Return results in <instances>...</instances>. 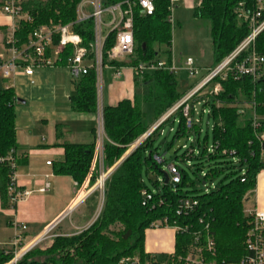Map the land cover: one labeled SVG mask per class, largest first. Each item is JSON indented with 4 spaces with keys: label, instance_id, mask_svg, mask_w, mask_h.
<instances>
[{
    "label": "trees",
    "instance_id": "1",
    "mask_svg": "<svg viewBox=\"0 0 264 264\" xmlns=\"http://www.w3.org/2000/svg\"><path fill=\"white\" fill-rule=\"evenodd\" d=\"M80 1L21 0V11L28 19H19L15 26V46L22 47L28 36L41 25L71 24V30L89 51L93 40L92 20L74 23ZM119 1L123 0H102V3L106 6ZM152 1L154 12L151 15L136 13L134 18L133 54L121 61H109L106 53L115 41L114 34L110 33L103 45V64L130 67L157 60L159 56L171 61L169 0ZM258 9L257 23H261L264 22V0H200L194 15L209 24L215 66L249 36L251 29L243 14L250 15ZM252 49L256 54L264 55V28L235 61L246 57ZM70 52L68 47L63 56ZM72 82L71 111L95 115L94 70L90 69ZM133 83L136 89L143 86L145 91L102 108L104 173L149 129L144 123L143 104L150 106L153 118L158 120L187 90L179 89L173 73L165 70L143 75L133 71ZM214 83L220 85V90L216 94H207L202 104L212 119L209 130H202L201 121L188 128L181 107L176 109L105 179L100 212L88 228L70 236H53L45 247L32 248L17 264H119L126 256L168 261L177 255H185L194 233L205 235V226L214 241L212 258L216 264H249L245 259L251 253L245 239L252 223L244 203L255 188L257 174L264 170V69L256 78H236L228 72L224 78L216 76L211 87ZM15 99L11 87L0 89V200L4 208L9 206L8 183L12 173L9 160L16 147ZM173 118L177 120L176 125L170 126V139L165 140L163 127L173 123ZM60 132V126H57V133ZM94 132L90 143L61 144L64 159L54 164L55 174L69 176L78 185L87 178L90 183L99 178L98 166L93 165L97 134L96 130ZM161 136L160 143H156ZM176 144L173 158L185 168L173 165L179 173V182L173 187L167 170L169 183H164L161 171L165 160L160 149L163 147L166 151ZM178 149H182L179 155ZM144 177L152 183L155 192L146 185ZM197 185L203 188H197ZM143 190L151 193L150 200L142 195ZM184 199L194 200L196 204L192 210L178 215L177 205ZM164 219L168 226H187L188 229L176 233L172 254L145 252V230L153 222ZM11 258V252L0 248V264Z\"/></svg>",
    "mask_w": 264,
    "mask_h": 264
},
{
    "label": "built area",
    "instance_id": "2",
    "mask_svg": "<svg viewBox=\"0 0 264 264\" xmlns=\"http://www.w3.org/2000/svg\"><path fill=\"white\" fill-rule=\"evenodd\" d=\"M0 5V11L12 17L19 19H28V16L21 11V0H3ZM175 0H169V16L168 20L171 27H174L172 11L174 10ZM260 9L250 15L243 14L248 20L251 33L239 45V47L227 56L215 68L210 70L198 83L185 91L181 98L168 109L151 127V132L169 117L176 109L181 107V113L186 119V126L190 128L193 123H199L201 117L194 118L195 104H198V93L206 86L210 85L216 76L221 78L226 77L228 72L235 74L236 78L241 76L258 77L262 69H264V55H258L252 51L240 61H235V58L247 46L251 45L256 35L264 28V22L257 23L260 16ZM154 12V4L152 0H123L104 6L102 0H81L76 7V19L74 23H81L91 19L93 23V40L89 44L90 50L82 46L81 38L71 30V24H47L36 28L27 39V42L22 47L17 48L14 44L13 27L5 39V48L9 53V57L5 58L0 54V74L3 78L14 80L17 75L31 76L35 68L53 66L57 63L64 62L71 79L76 80L82 75H86L90 69L95 73L96 85V118H97V139L94 153V161L98 162L102 169V143L104 140L103 123H102V71L104 67H109L114 70V76L119 75V70L123 66H111L103 64V45L110 33L115 36L114 45L107 51L106 56L109 61H121L124 58L133 54L134 51V18L136 13L140 15H151ZM57 37V42L54 43ZM70 47L71 52L63 56L66 49ZM129 67V66H125ZM184 67L189 76H194L198 72V67L194 65V60L187 57L184 62ZM132 71L140 75L149 74L157 70H165L173 73L175 65L171 61L167 62L163 57L154 61L139 62L135 66H130ZM12 84L6 88L11 87ZM220 90V85L214 83L211 91L208 94H216ZM204 109L202 113H204ZM208 113V110H207ZM257 124L255 123V126ZM144 136L142 141L151 133ZM191 141V139H189ZM141 141V142H142ZM134 147V145H133ZM132 147V148H133ZM185 146H183L184 148ZM131 148V149H132ZM12 173L10 174L8 183L9 204L14 205L22 200L27 192L19 190L16 181L15 173V158L9 160ZM106 177V174L101 171V174ZM168 173L171 174L170 182L177 184L179 182L178 170L170 165ZM99 175V179L102 175ZM106 179V178H105ZM105 181V180H104ZM103 183V182H102ZM104 184V183H103ZM103 184L97 188L103 189ZM48 185L45 186L47 188ZM44 190V189H42ZM205 191H208L205 189ZM155 192V191H152ZM142 195L146 200L152 198L151 193L146 190L142 191ZM196 204L194 200H180L176 213L188 212L192 210ZM251 217V227L247 232L245 245L251 253L245 261L249 264H264V212L250 211L247 213ZM14 234L9 243L8 252L12 253V258L5 264H17V262L31 250L45 235L51 231L52 227L47 229L41 236L31 242L24 243V231L26 226L23 223H13ZM171 227L175 232H184L188 227L168 226L166 220H158L150 225V228ZM205 235L201 232H195L192 243L188 252L181 256L177 255L168 261H157L154 258L146 257L140 259L137 256L123 257L119 264H216L212 258L214 255V241L205 226Z\"/></svg>",
    "mask_w": 264,
    "mask_h": 264
},
{
    "label": "crops",
    "instance_id": "3",
    "mask_svg": "<svg viewBox=\"0 0 264 264\" xmlns=\"http://www.w3.org/2000/svg\"><path fill=\"white\" fill-rule=\"evenodd\" d=\"M17 22L16 17L0 11V54L5 58L9 57L5 39ZM65 76L72 81L64 62L35 68L31 76L17 75L12 81L0 74V89L13 83L12 89L16 97V147L13 153L16 181L19 190L27 192L22 200L14 205L9 204L6 208L0 200L2 249H9L14 222L26 226L24 241L30 238L28 242H31L50 227L52 236L79 233L94 222L101 209L102 204L98 208V199L101 195L103 201V194L97 190V179L90 183L87 178L82 185H78L71 177L57 175L53 171L54 164L64 159L62 143H90L94 139L95 130L97 133L96 115L71 111V88ZM111 78L113 80L107 78L105 105H114L122 99L133 97L135 87L131 68L123 66L117 77L113 70ZM60 100H65L64 108H59L57 103ZM156 121L152 117L149 129ZM38 122L40 128L36 129ZM57 126L61 128L60 133H57ZM103 138L105 139V135ZM93 162L101 173L99 163ZM244 208L246 213L255 210L264 212V170L257 174L255 188L245 200ZM175 236L176 232L171 227L148 228L144 232V250L147 253L172 254Z\"/></svg>",
    "mask_w": 264,
    "mask_h": 264
},
{
    "label": "rangeland",
    "instance_id": "4",
    "mask_svg": "<svg viewBox=\"0 0 264 264\" xmlns=\"http://www.w3.org/2000/svg\"><path fill=\"white\" fill-rule=\"evenodd\" d=\"M200 3V0H191V2H188L187 0H175L174 2V10L172 11V17L173 21L175 22L174 27L171 29V56L173 64L175 65V69L173 71V75L177 81L178 88L185 91L186 89H189L191 86L196 84L200 78L208 73V71L215 68L216 64L213 62L212 57V40L209 33V24L206 20L198 18L194 15V9L195 7ZM163 56H159L161 58ZM187 57H191L194 60V65L198 67V72L194 76H189L186 67H184V62ZM165 59V57H163ZM113 69L109 67H104L102 71V82H103V96H102V104L105 105L106 95L108 92V79L113 80L111 78V74ZM109 76V77H108ZM65 78L68 80V84L70 85L69 88H71V94L74 93V85L73 82L70 80L68 76H65ZM212 87L211 85L206 86L204 89H202L197 96V100L199 101L198 104H195V111H194V118L201 117V125L202 130H209L210 125L212 124V119L207 115V107L202 106L204 103V100L207 97V94L209 91H211ZM145 91V88L143 86L139 88H135L134 92L136 93H143ZM18 100V98H17ZM65 100H60L57 104L59 108H64L65 106ZM36 110H40L39 108ZM48 110V108L46 107ZM205 110L204 113H202V110ZM143 111L145 112V118L144 123L149 125V123L152 120L153 114L151 111V108L148 104H143ZM35 114V113H32ZM174 122L171 124H166L163 127V131L165 133L166 139H170V133L169 128L170 126L175 127L176 125V118L174 119ZM75 123H78L77 121ZM206 123H208V127H206ZM40 122H38L36 129L40 128L39 126ZM74 124V123H73ZM43 126H41L42 128ZM44 129V127H43ZM46 129V128H45ZM144 135V134H143ZM143 135L141 137H143ZM140 137V138H141ZM139 138V139H140ZM138 139V140H139ZM162 139V136L157 138L156 143H160ZM136 140V141H138ZM136 143V142H135ZM129 146L126 154L128 153L129 149L133 147L135 144ZM178 147V144L174 145L169 150L160 149L162 159L165 160V162L162 164L163 170L162 171H168V167L170 165L177 164L181 168H185V165L183 163H180L178 161H175L173 158V150ZM125 153L123 155H125ZM182 149L177 150V154H181ZM118 162V161H117ZM109 171V170H108ZM105 172V174L108 173ZM101 174V173H100ZM103 175V173L101 174ZM108 177V176H107ZM106 177V178H107ZM193 177V176H191ZM99 178L97 179L96 186L98 183ZM146 185L149 187L151 191H156L153 187L152 183L147 180L146 177H144ZM98 187V186H97ZM197 188H203L201 186L197 185ZM101 194H103V189L98 188L97 189ZM102 204V197L100 195L98 199V208ZM100 212V211H99ZM97 213V211H96ZM66 223L68 220L65 221ZM53 232L52 230L49 231L45 237L40 240L33 248L35 247H45L51 240ZM30 238L26 239L24 241L28 242Z\"/></svg>",
    "mask_w": 264,
    "mask_h": 264
},
{
    "label": "water",
    "instance_id": "5",
    "mask_svg": "<svg viewBox=\"0 0 264 264\" xmlns=\"http://www.w3.org/2000/svg\"><path fill=\"white\" fill-rule=\"evenodd\" d=\"M149 132H151V128L150 129H148L147 131H146V133H144V135H143V137H141L138 141H136V143L134 144V147L130 150V151H128V153L126 154L125 153V155H123L119 160H118V162H116L115 163V165L108 171V173L106 174V177L126 158V156L128 155V154H130V152L133 150V149H135L140 143H141V141H142V139L144 138V136L146 135V134H148ZM161 174L163 175V177H164V183L165 184H168L169 183V177H168V174H167V172L166 171H161ZM105 177V178H106ZM105 178H104V180H105ZM104 180H103V183H104ZM102 183V184H103ZM171 184V183H170ZM171 185H173V184H171ZM173 187H175V185H173ZM99 213V212H98Z\"/></svg>",
    "mask_w": 264,
    "mask_h": 264
},
{
    "label": "bare ground",
    "instance_id": "6",
    "mask_svg": "<svg viewBox=\"0 0 264 264\" xmlns=\"http://www.w3.org/2000/svg\"><path fill=\"white\" fill-rule=\"evenodd\" d=\"M104 178H105V176L102 175L101 178L98 180L97 186H101L102 185V182H103Z\"/></svg>",
    "mask_w": 264,
    "mask_h": 264
}]
</instances>
